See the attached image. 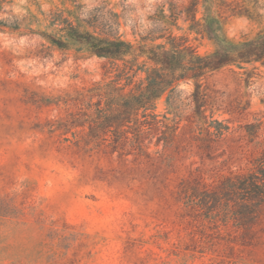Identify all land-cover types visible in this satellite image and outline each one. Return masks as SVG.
<instances>
[{
  "label": "rangeland",
  "instance_id": "obj_1",
  "mask_svg": "<svg viewBox=\"0 0 264 264\" xmlns=\"http://www.w3.org/2000/svg\"><path fill=\"white\" fill-rule=\"evenodd\" d=\"M193 1L0 0V264H264V204L249 217L229 201L203 209L175 200L187 177L210 191L225 177L264 171V61L227 68L248 108L216 111L229 129L208 138L201 155L186 133L193 82L167 90L154 111L170 124L181 118L180 142L151 145L148 161L110 145L122 129L96 128L118 95L145 85L151 64L98 58L67 38L75 28L168 48L172 36L205 55L264 29V0L260 19L231 15L222 0ZM210 17L218 20L213 40L202 28ZM212 95L220 105L233 90Z\"/></svg>",
  "mask_w": 264,
  "mask_h": 264
},
{
  "label": "trees",
  "instance_id": "obj_2",
  "mask_svg": "<svg viewBox=\"0 0 264 264\" xmlns=\"http://www.w3.org/2000/svg\"><path fill=\"white\" fill-rule=\"evenodd\" d=\"M241 1L246 6L239 5L240 0H229V2L222 0L220 5H224L231 15L246 16L250 19L259 17L260 19L257 13V0ZM196 4L194 0L193 7ZM187 13L191 21L197 24L194 13L192 11ZM202 28L203 33L209 39L218 38L217 19L206 18ZM67 38L83 46L90 55L98 58L112 62H125L127 57H131L133 61L145 57L146 62L151 64V68L146 73L145 85L135 86L127 94L118 95L117 100L113 102L114 107H109L110 113L106 116L105 122L96 128L102 132L112 129L114 133V130L122 129V135H124L122 140L116 139L110 145L112 144L114 149H121V156L135 154L136 158L144 157L148 161L152 158L149 152L151 145L155 148L163 146L169 150L177 140L176 138L180 142V132L178 133L177 130L181 128L179 126L181 118L170 124L160 120L159 115L154 111L155 101L167 90L181 81L193 82L192 116L189 126H186V133H194L193 136L191 134L189 147L193 144L195 148L200 149L201 155L211 148L208 138H218L229 129L223 121L214 118L215 112L223 110L224 113L232 115L248 108V102L241 103V97L244 94L241 91L242 84L238 73L227 68L236 65L241 69L242 64L264 61V29L258 31L253 38L241 42L224 40L217 49L205 55H199L185 39L172 36L167 38L168 48L164 45L135 48L120 39L101 38L89 33H80L75 28L68 30ZM49 39L51 44L60 50L68 46L60 40ZM214 76H216L213 81L215 87L211 88L210 80ZM247 82L245 78L244 83L247 84ZM220 87L232 89L233 95H230L227 102L218 105L212 94L218 93ZM122 89L123 87L120 88ZM248 127L252 125L249 124ZM183 150L185 148H182ZM183 157L186 156L183 155ZM175 200H184L186 203L195 201L203 209H208L211 204L229 201L236 204L239 213L246 212L247 216L251 217L264 204V171H253L242 178L225 177L220 179L216 187L210 191H202L200 186L192 181V178L187 177L178 183Z\"/></svg>",
  "mask_w": 264,
  "mask_h": 264
}]
</instances>
